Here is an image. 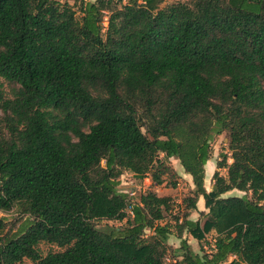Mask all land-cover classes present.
<instances>
[{
  "label": "trees",
  "instance_id": "trees-1",
  "mask_svg": "<svg viewBox=\"0 0 264 264\" xmlns=\"http://www.w3.org/2000/svg\"><path fill=\"white\" fill-rule=\"evenodd\" d=\"M171 1H81L77 13L0 0V80L15 86L0 82V212L29 218L14 233L0 218V264H165L169 199L131 205L117 186L124 172L175 179L170 158L194 187L171 264H264V0ZM222 133L229 156L207 192ZM233 190L251 199L223 197ZM200 196L207 212L191 220ZM210 231L209 252L182 239Z\"/></svg>",
  "mask_w": 264,
  "mask_h": 264
},
{
  "label": "rangeland",
  "instance_id": "rangeland-1",
  "mask_svg": "<svg viewBox=\"0 0 264 264\" xmlns=\"http://www.w3.org/2000/svg\"><path fill=\"white\" fill-rule=\"evenodd\" d=\"M60 2H67L68 4L72 5L75 11L78 13L79 4L81 1L84 2H92L95 0H58ZM182 1H188V0H182ZM171 0H165L166 3H171ZM107 22L106 18L104 19L103 26L106 27ZM2 83V88L4 90V93L7 95L9 93L10 88L15 87L14 85H9L2 80H0ZM17 88V86H16ZM95 92V90H93ZM1 117V113H0ZM228 140L225 133L222 134H214L213 138L210 142L211 147V154L210 159L205 167V179H204V187L207 192L211 191L213 186L212 181V175L217 170L216 169V163L221 159V155L229 156L228 152ZM160 157H162L160 155ZM172 169L177 174V177L175 179L167 178L165 177V180L163 184L155 186L152 184V182L149 179V176L144 179H139L133 174L129 172H124L123 175L119 178V184L117 186V190L120 193H126L128 195V199L131 205H136L139 203V199L142 195H144L147 192H153L156 193V195L160 197H167L169 199V208L164 212V219L157 224L159 225H172L170 227L171 234L168 236L167 239V245L171 248L170 251L167 252L165 257V264H171L174 261H177L180 259L181 251L179 250L180 247V240L176 238L175 236V228H174V219L176 217L180 218L182 214L186 211L185 207L183 205V200L187 197H191L193 195V184L191 181L190 176L184 173L182 167L179 164V161L170 158L167 162ZM227 163H231V160L228 159ZM219 174L223 177H226L227 172L226 169H219ZM172 181H175L176 185L173 188L171 186ZM229 196H237V197H243L246 196L247 198L251 199L250 193H243L239 192L237 190L230 191L223 195V197H229ZM207 212V208L205 206V201L202 196L199 197L197 203H196V211L189 212V219L191 220H197L199 219V213ZM128 215H131L130 209L127 210ZM0 218L4 219L5 222V231L9 230L12 233L18 231V229L21 228L22 225L28 222L27 217L22 216L17 208L12 209L11 211L7 213H1L0 212ZM125 225V221H106L101 220L96 222V227L102 230H110L114 228H120ZM145 236L149 237L151 236V232L146 231ZM215 237V233L210 231L205 234V240H203L201 243H198L197 240L192 238L190 235L184 233L182 236V239L186 240L187 243L190 246V249L194 253L202 254L200 251V247H203V250L206 252H209L212 249L213 245V239ZM50 246L48 245H41V250L45 253L48 251ZM26 264H30L28 261Z\"/></svg>",
  "mask_w": 264,
  "mask_h": 264
},
{
  "label": "crops",
  "instance_id": "crops-1",
  "mask_svg": "<svg viewBox=\"0 0 264 264\" xmlns=\"http://www.w3.org/2000/svg\"><path fill=\"white\" fill-rule=\"evenodd\" d=\"M93 2V1H92ZM207 165V164H206ZM206 165H205V167H206ZM201 212V211H200Z\"/></svg>",
  "mask_w": 264,
  "mask_h": 264
}]
</instances>
